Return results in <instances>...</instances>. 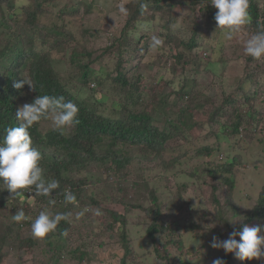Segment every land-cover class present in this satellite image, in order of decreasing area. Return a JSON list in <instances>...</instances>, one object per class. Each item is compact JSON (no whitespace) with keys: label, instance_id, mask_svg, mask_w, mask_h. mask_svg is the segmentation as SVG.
I'll return each instance as SVG.
<instances>
[{"label":"rangeland","instance_id":"rangeland-1","mask_svg":"<svg viewBox=\"0 0 264 264\" xmlns=\"http://www.w3.org/2000/svg\"><path fill=\"white\" fill-rule=\"evenodd\" d=\"M14 1L17 9L32 4V0ZM130 1L84 0L91 5V9L83 11L80 7L79 11L70 17L62 12L63 4L59 5L57 1L48 2L46 12L39 18L40 25L36 26V37L44 39L46 42L44 48H47L49 43L59 41L57 36L52 37V26L56 25L60 29L64 27L76 37L77 50L92 55L91 59L95 60V63L91 65L90 70L95 71L96 75L101 74L105 77L107 71H113L118 60L116 50L118 45L115 44L107 53L106 47L114 39H120L122 44L125 43V36H120L119 32L124 24V13L120 12V8H125ZM256 1L260 12H264V0ZM148 10H144L147 17L142 21L151 16L152 11L150 8ZM199 11V6L193 4L188 3L185 8L177 7L176 4L169 13L163 14L160 19L158 17V27H153L150 35L155 36L160 26H169L172 22L175 23L174 29L180 37L185 38L189 32V37L196 38L200 32L196 41L203 46L199 54L201 63L198 66L194 61H190L186 71L180 76L160 70L161 68L157 73L156 66L159 60L146 56L141 65L126 73L131 79L142 75L148 85L157 88L152 103L146 110L153 115L152 123L159 129L164 128V118H170L172 121L177 119L176 112L180 101L170 92L169 87L162 85L161 77L165 80H174L171 83L176 89L182 85L185 88L191 85L192 92L198 100H201L192 104L185 100L183 105L186 107V129L181 127L179 131L173 133L159 155L139 146L114 145L112 149L130 157L129 167L124 170V173H128L127 177H120L109 168V165L96 163L63 175L69 177L71 181H86L83 188L88 205L76 209V219L70 225L71 230L67 237L63 241L54 242L64 251L79 249L86 253V257L78 261L72 254H68L69 256H63L58 262L50 261L55 259L54 252L47 249V245L42 244L41 239L37 238L35 241L37 246L33 250L28 246L18 247L16 244L8 243L9 245L7 244L3 251H0V264H45L48 261L50 264H120L124 253L118 235L120 224L112 225V230L105 229L111 223L108 211L125 216V231L131 246L128 264H163L155 257V247L161 253L163 248L166 249L170 264H212L214 259L221 258L223 249H214L210 246L213 237L224 240L227 225L237 226L242 220V215L255 208L260 191L264 187V58L247 60L245 45L255 31L247 33V29L243 28L231 41L225 40L222 29L218 28V25L208 27L206 16ZM16 12H20V9ZM196 18L198 20L194 26H198L197 30L193 29L192 25L185 26L188 19L193 21ZM182 21L184 27L180 26ZM46 33H49L53 39H49ZM147 43L151 45V40ZM131 51L127 50L128 53ZM149 51L154 56L156 48L150 47ZM182 51L187 57L188 53ZM71 52L62 46L52 51V57L56 58L55 70L60 77L64 76L65 82H67L66 60L71 57ZM136 55L138 57L139 54ZM134 63L128 67L132 65L134 67ZM160 63H163L162 60ZM23 69H26V66ZM71 73L74 78L79 76L73 69ZM23 79L28 81L26 72L23 73ZM184 79L186 82L183 81ZM106 84L110 85V82ZM107 85L105 90L108 89ZM68 86L70 89L72 86L75 87L76 89L71 92H79L82 98L90 95V92L79 89L74 83H68ZM95 87L94 82L90 84V88L95 89ZM188 92L191 93L189 88ZM145 93L149 95L148 92ZM90 98L91 104H94L101 115L126 118L124 112L119 113V104L112 102L109 95L96 94ZM33 101L31 88L25 84L18 98V107ZM208 112L213 113L218 127L195 126V123L205 121L204 115ZM235 125L242 128V132L238 131L240 133L238 135L230 134ZM53 129L57 128L50 117L43 121L39 128L41 133ZM58 130L69 133L70 128ZM182 131L188 135L187 139L178 135ZM206 134L209 138L202 141ZM198 137L202 138L199 139L202 144H212L218 148V152L211 157L198 155L196 149L199 148L198 145H202L199 140L196 144L195 140ZM190 138L192 139L186 146L185 142ZM99 148L100 146L95 147L99 153L110 149L106 143L103 148L100 150ZM234 157L236 161L232 160ZM232 161L235 167L231 172L234 184L232 191H229L220 180L223 174H217L220 179H212L207 171L209 167L224 166L226 162ZM212 187H215V192ZM150 191L159 202L161 219L168 223L171 229L176 228L173 223L180 227L193 222L197 226L180 233L185 249L179 250L173 244L176 240L175 235L161 238L159 243L147 238L146 229L152 223V216L146 213L153 207ZM5 196L8 198V193ZM33 199L34 196L31 195L28 200L32 209L35 206ZM93 202L94 204H91ZM60 206L49 208L47 212L53 209L55 211L52 214L62 213L63 206ZM233 209L241 215L233 216ZM0 221H3L1 217ZM213 230L220 236L218 237ZM31 233V228L25 229L21 238H26ZM170 240L172 242L168 243ZM189 249L190 251L187 252ZM231 263L264 264V259L262 257L259 260L241 261L234 257Z\"/></svg>","mask_w":264,"mask_h":264},{"label":"trees","instance_id":"trees-1","mask_svg":"<svg viewBox=\"0 0 264 264\" xmlns=\"http://www.w3.org/2000/svg\"><path fill=\"white\" fill-rule=\"evenodd\" d=\"M53 1H57L59 5L63 4L64 10L62 12H65L69 17L78 12L80 7L83 8V11L91 9V5L85 3L84 0H32L31 5L20 6V12H16L19 9L16 8L14 0H0V139L3 138L5 130L8 127H18L22 123V121L17 120L16 113L19 109L18 98L21 96L24 87L17 90L13 87V84L15 81L23 79L24 72H26L28 81L31 82L35 89L31 88L33 100L39 95L63 96L66 101H72L79 108L77 116L79 122L73 127H69V133H62L58 129L41 133L39 128L46 119L35 123L29 129L32 146L39 150L43 157L40 166L43 169L45 179L48 181H59V188L54 190L51 196L36 195L35 186H31L29 189L22 190L24 192L23 197L12 198V194L6 189V185L3 181H0V217L3 220L2 222L0 221V251H3L4 246L8 243L10 245L16 244L18 247L28 246L33 250L37 246L35 242L37 238H34L32 233L26 238H21L23 231L31 228L32 222L38 217L40 212L61 205L60 207L63 206L62 213L70 214L69 219L71 222L61 221L56 231L41 239L40 242L47 245L46 248L54 252L55 259L50 261L56 260L58 262L63 259V256H69L68 254H72L78 261H82L86 257V253L83 251L79 249L64 251L59 245L55 244L56 241H63L67 237L61 235L65 229H67L69 234L71 230L70 225L76 219V209L88 205L83 188L86 181H71L69 177H63V175L75 172L88 164L96 163L109 165V168L118 173L120 177H127L128 173H124V170H127V167H129L130 157L122 152L120 153L118 150L112 149L114 145L128 144L139 146L159 155L165 149V144L170 140L173 133L179 131L181 127L186 129V107L183 104L186 102L185 100H188L187 102L190 104L198 100V97L191 90V85L188 88L192 94L188 92V88H185L184 85L176 89L171 83L174 80H165L161 77L162 85L164 84L169 87L170 92L180 101L176 112L177 119L175 118L172 121L170 118H164V128L159 129L158 126L152 123L153 115L146 110L147 107H150L157 88L154 85H148L142 75L131 79L126 73L131 72L132 68L141 65L143 58L146 56L154 58L156 61L157 59L159 60L156 66L157 73L161 68L160 70L163 69L165 72H171L175 76H180L186 71L190 61H194L198 66L201 63L199 54L202 51L201 46H203V44L201 45L196 41L199 38L200 32L196 38L193 36L189 37L190 33L188 32L184 38L180 37V34L175 31L174 22L169 26H160L161 28L155 36L162 39L163 43L156 48L154 56L150 54L149 48L151 46L150 44L148 45L147 41L151 40L152 36L150 35L152 34L153 27H158V22L162 15L169 13L172 8L176 7V4L177 7L182 6L183 8L188 3L199 6V12H203L204 16H206L208 27L217 25L215 21L217 9L211 5V0H131L125 5L127 13L124 14V24L119 31L120 36H125V43L122 44L120 39H114L106 47L105 52L107 53L115 44L118 45L116 49L118 60L113 71H107L105 77H103L101 74L96 75L95 71L90 70L91 65L95 63V60L91 59L92 55L78 51L76 48L78 46V41L75 40L76 37L64 27L60 29L56 25L52 26V37L54 38V35L57 36L59 41L56 40L53 43H49L47 48H44L46 46L44 39H37L35 29L36 26L40 25L39 18L46 12V3ZM249 5L252 22L243 28L247 29V33L255 31L256 34L258 31H264V12H260V7L256 0H249ZM148 8L152 11L151 16L147 20L142 21L144 17H147L144 10H148ZM197 20L198 18L193 21L192 19H188L185 26L192 25L193 29H196L198 26H194V24H196ZM180 26L184 27L183 21L180 23ZM46 35L49 36V39H53L49 33H46ZM59 46L72 51L71 57L66 60L67 76L65 77L67 78V82H65L64 76L60 77V74L54 67L56 58L52 57V51ZM128 49L132 50L131 53L127 52ZM182 50L188 53L187 57L184 56ZM137 53L139 54L138 57ZM251 58L248 56L247 60L250 61ZM161 60L163 63H160ZM244 61L247 62L246 60ZM133 63L135 64L134 67L133 65L132 67H128ZM247 63L250 64V62ZM24 66H26V69H23ZM72 69L79 74L77 78L73 77L71 73ZM183 81L186 82V79ZM93 82L96 85L95 89L90 88V84ZM108 82H110V85L106 84ZM68 83L76 84L79 86V89H85L90 92V95L87 98H82L79 96V92L72 93L71 91L76 88L72 86V89H70ZM106 85L108 87L107 90L104 89ZM145 92H148L149 95ZM96 94L109 95V99L112 102L119 104V113L124 112L126 118L120 119L118 117L113 118L101 115L90 101V97L93 98ZM212 114L206 113L204 115L205 121L195 123L194 125L199 128L203 125L218 127ZM238 131L242 132V128L235 125L232 127L230 134L238 135L240 134ZM184 132L186 133L185 130ZM185 133L182 131L178 135L187 139L188 135H185ZM207 138L209 136L206 134L202 141L207 140ZM191 139L185 142L186 146L189 145ZM199 139L202 138L198 137L195 140L196 144ZM105 143L109 145L110 149L101 151L100 153L97 152L98 149L96 150L95 147L100 146V148H103ZM198 147L196 149L198 155L211 157L218 152V148L212 144L204 143L200 146L198 145ZM232 160L236 161V157ZM233 161L226 162L224 166L209 167L207 171L208 176L212 179H220V176L218 177L217 174H223L220 180L227 186L229 191H232L234 184L231 177V172L235 168ZM212 190L215 192V187H212ZM66 191L76 196V204L66 202L64 197ZM150 192L152 193V191ZM6 193L9 195L8 198L5 196ZM31 195L34 196L33 202H35L33 209L29 206L28 202ZM50 201H54V203H50ZM91 204H94V202ZM151 204L153 207L146 211L148 215L152 216V223L146 229L147 238L154 243H159L161 238L175 235L176 240L173 244L179 250L185 249V246L182 245L180 233L197 228L195 223L190 222L180 227H178V224L173 223L176 228L171 229L169 224L161 219L160 205L157 197L153 196V193L151 195ZM18 210H23L28 219L22 222H15L12 216ZM54 211L52 209L48 212L50 215H54L52 214ZM233 211V216L241 215L238 214L236 209H233ZM108 214L110 215L111 223L105 229L109 231L112 230V225L115 223L120 224L118 235L121 247L124 250L120 264H128L131 246L125 231V216L114 211H108ZM241 218L242 220L237 226L227 225L224 240L228 239L234 230H242L244 225L249 227L264 225V187L260 191L255 208L244 213ZM214 233L218 234V237L220 236L216 231ZM51 239L53 241H50ZM237 240H239V237H237ZM171 242L170 240L168 243ZM162 251L163 253L155 247V257L163 264H170L169 255H166V249L163 248ZM189 251L190 249L187 250V252ZM61 252L63 253L61 254ZM223 252L221 259L225 261V264H232L231 262L235 255L225 253L224 250ZM56 253L58 255H55ZM45 264L50 263L48 261Z\"/></svg>","mask_w":264,"mask_h":264},{"label":"clouds","instance_id":"clouds-1","mask_svg":"<svg viewBox=\"0 0 264 264\" xmlns=\"http://www.w3.org/2000/svg\"><path fill=\"white\" fill-rule=\"evenodd\" d=\"M211 5L217 9L215 21L218 28L222 29L225 40L231 41L245 25L252 22L249 0H211ZM120 12L126 14L127 10L121 7ZM162 43V39L152 36L150 46L155 49ZM245 54L257 60L264 58V31H258L247 40ZM25 84L35 90L31 82L24 79L15 81L13 87L20 90ZM78 113L79 108L72 101H66L63 96L49 95H39L32 103L24 104L17 110L16 118L22 123L18 127H8L5 135L0 139V181L6 185L12 198L23 197L22 190L31 186H35L36 195L46 197L51 196V193L59 188V181L45 179L40 166L43 157L41 152L32 146L29 129L35 123L49 117L57 129L73 127L79 122ZM64 197L68 203H77L76 196L71 192L66 191ZM97 214H99L98 210ZM69 215L67 213L50 215L47 211L40 212L31 224L33 237L46 238L56 231L61 221L70 223ZM12 219L15 222H22L28 217L23 210H18ZM61 235L67 236V229ZM210 246L234 254L241 261L259 260L264 257V225L255 227L244 225L242 230H234L226 240L213 237ZM212 264H225V261L216 258Z\"/></svg>","mask_w":264,"mask_h":264}]
</instances>
